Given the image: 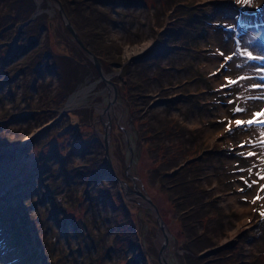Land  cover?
Segmentation results:
<instances>
[{"label":"rangeland","instance_id":"rangeland-1","mask_svg":"<svg viewBox=\"0 0 264 264\" xmlns=\"http://www.w3.org/2000/svg\"><path fill=\"white\" fill-rule=\"evenodd\" d=\"M8 1L0 0V264H161L158 220L133 188L148 193L166 224L165 261L195 264L184 254L175 205L152 174L155 147L137 134L134 115L147 108L197 128L189 155L203 161L201 176L225 213L211 247L223 244L222 254L238 243L236 264H264V123L236 125L264 120V59L247 57H264V0L113 1L105 37L119 44L121 59L102 67L116 87L103 116L110 86L63 26L54 1H35L28 18L12 25ZM36 21L44 28L33 30L38 42L25 48V26ZM139 54L154 64L143 79L145 106L128 102L135 87L121 82L126 65L132 76L143 70L141 59L132 60ZM50 62L58 73L33 69ZM105 117L109 159L130 189L125 193L105 166ZM104 182L116 191L114 202ZM218 251L203 263L217 264Z\"/></svg>","mask_w":264,"mask_h":264},{"label":"trees","instance_id":"trees-1","mask_svg":"<svg viewBox=\"0 0 264 264\" xmlns=\"http://www.w3.org/2000/svg\"><path fill=\"white\" fill-rule=\"evenodd\" d=\"M106 1L108 3L107 5L105 3ZM113 1L115 0H60V4L64 7L66 12L65 14L72 23L71 25L77 30V35H79L84 45L88 46L95 56H99L100 65L103 68L110 67L112 64H118L121 59L119 44L105 37V33H107L106 18L113 19L109 8ZM8 2H6L4 6L8 3L6 8L8 17L11 18L10 25H12V23L20 24L22 21L26 20L32 13L36 4L35 0H9ZM44 25L45 22L37 23L36 21V23L33 22L31 25L25 26L27 44L25 48L34 47V44L38 42V37H30V35L33 34V30H37L38 34L39 30L44 28ZM2 26H0V28ZM43 43L44 39L38 47L43 46ZM35 50L36 49L30 51L25 58L27 60L30 59L36 52ZM50 64L52 65L51 67L48 64H45L44 67L36 64L33 69L41 73L46 68H51L50 70L52 72L58 73V68H54L55 63L53 64L50 62ZM137 64L139 66L137 71L140 70V65H142V68L144 67L143 70H140V73L143 72L144 75L136 72L140 75L137 76L135 73L134 76H132V67L126 65L124 68L127 73H125L126 76L123 80L121 79V82L125 81V83H127V81H131L135 87L134 90L133 88L131 89L134 93L132 92L129 95L131 97H128L127 101L131 102L132 99L133 101H139L140 106H145L147 104V96L145 93L148 86L143 84V79L144 76L147 75L146 72L154 68V64L151 60L148 62L142 61V59ZM28 66H30V63ZM60 85L56 86L53 92L54 95L59 91L58 88L62 87ZM149 109L150 108L146 109L145 114L139 115V113H135L134 115L137 119H140L137 134L140 139H143L142 145L149 144V146L152 145L153 148L155 147L152 152V157L157 159L158 162L155 161L156 164L153 167L152 174L158 183H161L160 188H163L166 193L169 194V198L175 205L174 208L176 209L175 211L181 223V233L187 241L184 254L188 259L192 257L195 264H205L207 262L203 260L204 257L198 255V253L201 252L202 249H209L211 245L215 244L211 237L216 233L217 229H221L222 225H224L223 216L225 213L224 208L216 200L215 196L211 194L210 190H207V184L201 176L204 171L203 161L199 159L198 156L189 155L188 144L193 143V133L197 131V128H189L187 125L180 124L181 122L179 123L178 121L172 122L170 118H166V116L162 119L161 116ZM150 112H152V114L146 116V114ZM159 153H161L160 156ZM176 165L180 166L176 168ZM105 166L108 168V165ZM173 170L175 171L172 175L167 174V172ZM117 176L121 179L118 174ZM103 189L106 194L109 195L110 201L114 202L112 194H114V192L116 193V191L110 190L106 182L103 183ZM125 207L126 203L123 207H120V209H124ZM112 218L113 219L110 221L114 224V227H116V214ZM210 225H213L216 229H210ZM126 232V235H128L129 232ZM241 246L242 245L238 243L235 247L232 245V247H230L231 249L228 248L225 250V253H228L227 256L225 253H220L223 248L219 250L218 256H221L218 257L219 261L217 264H229V262H227L228 260H232V262H230L231 264H236L237 257L242 251ZM191 253H193L194 257Z\"/></svg>","mask_w":264,"mask_h":264},{"label":"water","instance_id":"water-1","mask_svg":"<svg viewBox=\"0 0 264 264\" xmlns=\"http://www.w3.org/2000/svg\"><path fill=\"white\" fill-rule=\"evenodd\" d=\"M36 2L38 0H35ZM54 1V5H56V8L59 12V15L61 16V19L63 21V26H66L67 30L71 33L70 35L73 37V39L75 41L78 42V46H80L84 52L90 57V59L92 60V65L96 67L97 71L99 72L98 76H100L101 80H103L104 82H106L107 84H109L108 86H110V89L112 91L111 95H110V100L108 102V104L106 106H103V107H100L101 108V111H100V115H104V112L107 111L109 109V107L111 105H114L115 101H116V87L114 86V83L113 81L107 76L108 74H106L102 68V66H100V62L97 58V56L94 55V53L89 49L88 46H85L84 45V42L81 40V38L79 37V35H77V30L76 28H74L73 25H71L72 23L70 22L68 16L65 14V10H64V7L60 4V0H52ZM143 58L142 55H138V56H134L132 57V60H139ZM106 113V112H105ZM106 118V117H105ZM107 120V126L104 127V132H102L103 134V139H104V153H105V156H106V160H107V165L108 167L110 168V170L112 171V174L114 175V179L116 180L117 184L119 185V187L121 188V190H123V192H127L129 191L130 189L127 188V184L125 181L119 179V177L117 176L115 170H113V165H112V162H111V159L109 154H108V137H109V130H110V122H109V118H106ZM182 165V164H180ZM180 165H176V168H178ZM175 168V170H176ZM170 171V172H167L168 175H172L174 173V171ZM133 191H136L138 193V195L144 197L143 199L145 200L142 204L144 205H148L149 209H151L153 212H154V215L156 217L155 220H158V224L160 226V230L162 231V243H161V246H160V249L158 250L159 251V260L158 262H160L161 264H168L165 260V249H166V246H167V230L166 229V224L164 222V220H162L161 218V215H160V212L159 210L157 209V206L154 204V202L150 199L148 193H145L143 191H141L140 189H137V188H133L132 189ZM223 246V244H220V245H217L215 247H211L209 248L208 250H205V251H201L198 253V255L200 256H203V257H206L208 255H210L211 253H216L219 249H221V247Z\"/></svg>","mask_w":264,"mask_h":264},{"label":"snow or ice","instance_id":"snow-or-ice-1","mask_svg":"<svg viewBox=\"0 0 264 264\" xmlns=\"http://www.w3.org/2000/svg\"><path fill=\"white\" fill-rule=\"evenodd\" d=\"M235 2L239 3V0H235ZM244 3L245 4H248L249 3V0H244ZM236 19H239V16L236 17ZM243 54V53H242ZM247 56L250 58V59H264V57H257V56H253L251 52H248L247 53ZM228 60H231L232 59V56H228L227 57ZM235 81H230V83H234ZM231 102V101H230ZM244 109L242 108H236L235 109V112L237 113H241L243 112ZM255 115L259 116L261 115L260 113H256ZM252 123H264V120H253V119H249L247 121H244V120H236V125L239 127V126H242L244 124H252ZM250 155H252L253 153H249ZM243 179V178H242ZM262 179H264V177H262ZM247 182V181H246ZM253 183H256L255 181H253ZM251 186V185H249ZM262 188H264V186H262ZM243 190V189H241ZM256 201L253 200L252 203H255ZM261 216H264V210L260 211L259 213Z\"/></svg>","mask_w":264,"mask_h":264},{"label":"bare ground","instance_id":"bare-ground-1","mask_svg":"<svg viewBox=\"0 0 264 264\" xmlns=\"http://www.w3.org/2000/svg\"><path fill=\"white\" fill-rule=\"evenodd\" d=\"M252 55L253 56H257V57H259V55L257 54V53H252ZM248 57V56H247ZM255 60H257V59H255ZM259 60V59H258ZM262 72V71H261ZM262 73H264V72H262ZM110 107H112V105L110 106ZM110 109V108H109ZM262 112H264V109H263V111Z\"/></svg>","mask_w":264,"mask_h":264}]
</instances>
